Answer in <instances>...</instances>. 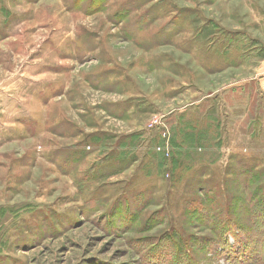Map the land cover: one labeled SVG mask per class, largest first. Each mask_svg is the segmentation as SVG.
<instances>
[{
    "label": "rangeland",
    "instance_id": "obj_1",
    "mask_svg": "<svg viewBox=\"0 0 264 264\" xmlns=\"http://www.w3.org/2000/svg\"><path fill=\"white\" fill-rule=\"evenodd\" d=\"M263 77L264 0H0V264H264Z\"/></svg>",
    "mask_w": 264,
    "mask_h": 264
},
{
    "label": "trees",
    "instance_id": "obj_2",
    "mask_svg": "<svg viewBox=\"0 0 264 264\" xmlns=\"http://www.w3.org/2000/svg\"><path fill=\"white\" fill-rule=\"evenodd\" d=\"M204 191L208 193H206L204 197L206 199L203 202L202 201L200 202V199H198L196 200V202L191 203L195 205L192 210L193 216L194 218L199 220V223H201L200 225H204V228L210 229L211 231L210 233L211 234L214 233V234L211 237L200 238L198 239V241H201L200 243H202L201 246L203 248L207 247L210 244H215L216 246H219L218 244L220 242H223V245H225L226 247L231 248L230 246L226 244H227L229 236L235 238V230L237 231L238 235L239 234L247 235L249 233V230L243 228L241 226V223L239 222L240 216L239 214H237V212H239V209H237L238 206H234L233 203L231 202L226 203V201H222L223 194H221V197H220L218 192L215 191V189H213L212 187L208 189H204ZM213 193H217L218 195L216 196ZM212 216L214 217V219ZM191 238L192 237L188 239L187 237V240H186V252L188 253L190 251L194 252V245H193L194 242H192ZM246 239L250 241L251 243L253 242L251 237H248V238L246 237ZM194 240H197V239L195 238ZM221 249L225 250V248L224 249L221 248ZM239 250L240 248L238 249V251ZM238 251H236V253L239 254Z\"/></svg>",
    "mask_w": 264,
    "mask_h": 264
},
{
    "label": "crops",
    "instance_id": "obj_3",
    "mask_svg": "<svg viewBox=\"0 0 264 264\" xmlns=\"http://www.w3.org/2000/svg\"><path fill=\"white\" fill-rule=\"evenodd\" d=\"M264 78V77H263ZM262 78V81H261V83H260V86L262 87V90H263V92H264V79Z\"/></svg>",
    "mask_w": 264,
    "mask_h": 264
},
{
    "label": "built area",
    "instance_id": "obj_4",
    "mask_svg": "<svg viewBox=\"0 0 264 264\" xmlns=\"http://www.w3.org/2000/svg\"><path fill=\"white\" fill-rule=\"evenodd\" d=\"M158 123V121L156 120V121H154V125H156Z\"/></svg>",
    "mask_w": 264,
    "mask_h": 264
}]
</instances>
